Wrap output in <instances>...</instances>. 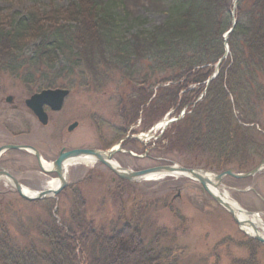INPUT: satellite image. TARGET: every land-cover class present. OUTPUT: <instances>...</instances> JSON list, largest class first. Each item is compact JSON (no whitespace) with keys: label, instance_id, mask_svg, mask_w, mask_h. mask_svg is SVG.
<instances>
[{"label":"trees","instance_id":"1","mask_svg":"<svg viewBox=\"0 0 264 264\" xmlns=\"http://www.w3.org/2000/svg\"><path fill=\"white\" fill-rule=\"evenodd\" d=\"M49 1L46 9L32 8L9 22L0 12L1 73L44 88L57 79L75 87L76 76L96 89L119 75L148 92L141 104L149 102L145 128L170 110L179 115L185 109L164 132L163 147L205 155L210 163L203 169L215 173H247L264 161V145L255 140V133L262 135L256 111L264 104V0L237 1L229 55L209 84L225 53L235 0H174L169 20L150 29L144 28L147 20L123 11L121 0ZM31 43L34 51L27 55ZM133 96L122 101L124 111L139 112ZM42 237L45 250L20 247L1 230V263L178 264L164 249H147L128 222L104 234L91 221L71 218L70 224L46 226ZM256 244L262 246L248 239L250 250Z\"/></svg>","mask_w":264,"mask_h":264},{"label":"rangeland","instance_id":"2","mask_svg":"<svg viewBox=\"0 0 264 264\" xmlns=\"http://www.w3.org/2000/svg\"><path fill=\"white\" fill-rule=\"evenodd\" d=\"M173 1L121 0V4L122 10L131 17L147 20L144 28L150 29L169 20ZM49 3V0H0L1 17L9 22L10 18H20L32 8L46 9ZM57 3L65 4L61 1ZM34 46L29 44L25 54L31 55ZM0 77L3 92L23 93V85L12 79L13 76L0 72ZM73 80L75 87H71L67 79H57L53 87H49L53 90L66 87L71 93L62 116L69 119V123L78 121L79 127L62 144L68 151L106 150L116 145L130 130L135 134L147 133L159 123L157 121L145 130L143 116L144 111L149 110V102L143 106L141 104L147 101L145 95L148 92L134 81L131 84L119 75H112V78L100 82L96 89L92 87V82L91 86L85 87L80 77L75 76ZM35 86L40 90L47 84ZM156 89L150 102L157 93ZM132 94L133 100L140 104L139 112L136 109L124 111L121 105L126 98L129 102ZM169 112L172 117L177 115L175 110ZM256 114V128L263 135L264 104ZM179 115L176 116L178 121L184 117L185 109ZM137 116L138 119L134 121ZM160 133L157 131L152 138L142 139V142L127 140L123 145L127 154H117L114 161L122 169L130 171L173 164L203 169L202 163H210L205 155L191 156L183 149L163 147ZM262 135L255 133V140L260 145H264ZM57 153L56 148L48 161L51 162ZM256 162L259 161L255 159L254 166ZM56 178L55 174L41 176V182L32 190H47L48 183ZM67 181V188L59 195L35 202L13 194L0 196V231L5 230L9 240L20 247L33 244L45 250L43 229L54 223L70 224L71 218L82 217L93 222L100 233L109 234L128 222L140 230L147 249H153L156 253L164 249L177 258L178 264H264V245L256 244L252 250L247 245L248 239L254 240L250 236L254 233L240 229L233 217L193 180L167 175L158 180L143 179L127 183L104 165L95 162L69 167ZM221 192L229 201L238 204L243 212L258 214L264 220V170L244 180L224 178ZM79 203H82V208Z\"/></svg>","mask_w":264,"mask_h":264},{"label":"flooded vegetation","instance_id":"3","mask_svg":"<svg viewBox=\"0 0 264 264\" xmlns=\"http://www.w3.org/2000/svg\"><path fill=\"white\" fill-rule=\"evenodd\" d=\"M11 78L20 81L24 91L23 93L3 92L4 90L0 86L1 197L11 194L20 197L15 183H18L24 190L33 191V188H37V184L41 182V176L50 175L44 172L43 163L52 165L61 152L68 151L62 144L67 140V136L79 127L78 121L69 123V119L67 120L62 116L71 93L62 101L60 110H54L49 103H43L42 109L47 116V123L43 124L36 117L28 101L35 95L43 91L53 90V88L38 90L34 88L36 87L34 82L28 83L23 78ZM1 79L0 77V81ZM56 89L69 90L66 87ZM74 123H77V126L74 130L69 131L70 126ZM39 133L43 136L42 138H40ZM56 148L58 153L49 162L48 160L51 159L50 156ZM37 154H39L40 160ZM120 154L127 153L121 152Z\"/></svg>","mask_w":264,"mask_h":264},{"label":"water","instance_id":"4","mask_svg":"<svg viewBox=\"0 0 264 264\" xmlns=\"http://www.w3.org/2000/svg\"><path fill=\"white\" fill-rule=\"evenodd\" d=\"M236 6V4H235ZM236 24V19H233V27L227 33L226 38H228L229 34L232 32L234 26ZM228 55V48L220 60L219 64L217 65L215 74L210 78L208 82H210L213 78L216 77L219 69L220 63L227 57ZM69 94L68 90H48L43 91L42 93L35 95L32 97L30 101H28L29 106L34 111L36 117L39 121L43 124L47 123V116L42 109L43 103H49L53 106L54 110H60L62 101L65 97ZM36 104H39L38 106ZM41 105V106H40ZM176 121V120H175ZM173 120H168L164 124L165 128L173 122ZM77 126V123H74L70 126L69 131H72ZM134 139H138L137 137H132ZM127 139V138H126ZM121 140L118 144H116L113 148L109 150H99V149H76L71 151H63L57 158V160L52 165V170L47 171L44 170L47 174H56L57 178L60 182V185L56 190H43L40 192H36L35 196H28L25 194L24 189L18 184L15 183L16 189L20 195V197L26 201L34 202L38 200H43L47 197H53L59 195L65 188L68 186L67 181V168L65 167V163L69 160L79 159L83 157H91L96 162L103 164L106 168H108L111 172H113L118 178L126 181H140L143 180L148 175L154 174H164V175H171V176H178V177H185L187 179L196 181L202 187V189L222 208H224L234 219L236 224L239 226L240 229L246 230V228H251L253 230V235H250L258 243L264 244V236L262 231L255 226V223L250 220L249 218L246 220L239 219L238 213H242L243 210L239 208H235L230 202H227L223 194L221 192V185L226 177H231L234 179H246L250 177H254L258 173L264 170V161L257 166L252 171L245 173V174H236L233 171H225L220 174H215L212 177L202 169H193V168H185L179 165H171V166H159L155 168H150L142 171H130L122 169L117 163L113 161V157L122 151V143L124 140ZM130 153V152H128ZM39 160L40 156L37 154ZM213 188V189H212ZM247 216H254L251 213H247Z\"/></svg>","mask_w":264,"mask_h":264},{"label":"bare ground","instance_id":"5","mask_svg":"<svg viewBox=\"0 0 264 264\" xmlns=\"http://www.w3.org/2000/svg\"><path fill=\"white\" fill-rule=\"evenodd\" d=\"M183 118V117H182ZM159 128L157 129H154L155 132L157 131H163L162 128H165L164 126V123H160L158 125ZM115 157L113 158V161H114ZM95 163V160L91 157H83V158H79V159H73V160H69L65 163V167L68 169L69 167H73V166H76V165H79V164H85V165H88V164H93ZM176 165V164H175ZM171 166V165H170ZM43 168L47 171H50L52 170V165L49 164V163H43ZM163 176H167V175H164V174H154V175H148L147 177H145L144 179L145 180H158V179H161L163 178ZM171 176V175H170ZM178 177V176H177ZM181 178H185V177H181ZM196 182V181H195ZM60 185V182L58 179H55V180H51L48 185H47V190H56L58 188V186ZM222 186V185H221ZM213 189V188H212ZM25 194H27L28 196H35L36 195V192H33V191H30V190H27L25 189ZM224 199L227 201V202H230L235 208H239L238 204H236L235 202H231L229 201V199L223 195ZM238 216H239V219L241 220H246L248 219V217L251 218V220L255 223V226L260 229V231L264 232V220L263 218L258 215V214H255L254 216H247V214L245 212H242V213H238ZM246 231L249 233V234H252L253 231L250 229V228H247ZM264 234V233H263Z\"/></svg>","mask_w":264,"mask_h":264}]
</instances>
